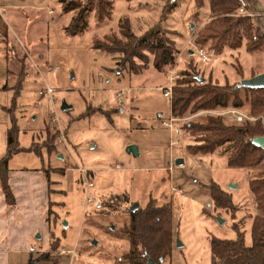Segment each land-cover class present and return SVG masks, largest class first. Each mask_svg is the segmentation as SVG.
<instances>
[{"label": "rangeland", "instance_id": "374dc122", "mask_svg": "<svg viewBox=\"0 0 264 264\" xmlns=\"http://www.w3.org/2000/svg\"><path fill=\"white\" fill-rule=\"evenodd\" d=\"M251 1L255 12L246 11L254 15L240 9L232 15L261 16L264 23V0ZM64 4L0 0V158L7 152L11 112L22 148L9 164L14 203L0 189V264H129L130 207L138 202L144 208L151 199L173 209V247L158 264H211L210 238L238 235L235 219L215 209L207 187L208 178H214L210 169L224 165L229 151L224 146L211 154L187 149L201 134L183 126L218 117L214 109L186 114L192 117L173 123L183 134L172 137L165 125L173 117L171 100L163 87L172 73L175 85L191 69L213 84H239L263 73L264 51L250 52L242 45L217 53L211 42L196 44L212 17L208 2L201 8L196 0H115L111 17L99 23L92 13L89 26L74 35L66 27L75 11L66 12ZM124 17L138 35L159 28L174 49V64L158 70L155 52L146 51L143 59H135L137 72L120 63L121 54L95 49L94 38L118 31ZM18 81L22 89L13 98ZM46 85L54 88L52 96L45 93ZM241 95L246 121L264 127V113L254 114L248 94L243 90ZM64 102L71 108L62 109ZM223 119L235 124L230 116ZM178 138L181 143L171 148L170 141ZM130 145L138 146V155L128 151ZM178 157L185 163L175 165ZM243 169L226 177L239 185L236 220L256 211L243 184L264 177V160ZM87 178L94 183L89 190ZM231 182L225 189L233 194ZM251 224L246 216L247 243Z\"/></svg>", "mask_w": 264, "mask_h": 264}, {"label": "trees", "instance_id": "16d2710c", "mask_svg": "<svg viewBox=\"0 0 264 264\" xmlns=\"http://www.w3.org/2000/svg\"><path fill=\"white\" fill-rule=\"evenodd\" d=\"M66 12L75 11L66 30L69 34L82 33L88 26L90 15L94 13L99 23L112 15L115 0H62ZM67 2V3H66ZM208 2L212 14L211 20L198 33L196 44L204 46L212 43V49L221 53L225 48L237 49L242 45L250 52L264 51V23L261 16L232 15L244 7L255 12L251 0H196L199 7ZM168 40L161 36L155 26L138 35L134 32L130 19L120 20L119 30L95 37L93 47L110 54H121L120 63L130 70L135 67L136 58L143 59L146 51L155 52L154 66L158 70L174 64V49L167 46ZM192 70V69H191ZM187 70L178 78L173 88L171 111L176 118L193 114L199 110L241 108L244 90L251 99L254 114L264 113V88H245L235 85H218L210 80L200 82L198 73ZM255 76V75H254ZM23 81V80H21ZM13 87V98L19 97L22 86ZM22 84V82H21ZM15 114L11 112V124L7 131V152L0 158V189L8 203H14V193L10 184V160L20 151V127ZM194 134L200 133L194 144L187 146L192 154H211L219 147H226L229 155L226 167L253 168L264 160V149L255 145L253 139L264 135L261 123L229 124L223 116H208L206 121H190L183 126ZM22 149V148H21ZM208 189L215 209L229 211L234 221L237 238L232 240L210 238L212 253L211 264H264V216L247 215L252 218L251 242L247 243L246 216L238 220L240 205L233 194L213 179L208 178ZM249 189L255 196L256 205L264 213V177H252L248 181ZM124 197V195H123ZM121 197V198H123ZM120 198V200H121ZM119 197L117 198V200ZM119 200V201H120ZM130 224L127 231L131 250L126 254L129 264H147L149 257L161 262L173 247V209L169 203L156 205L154 199L144 207L130 212Z\"/></svg>", "mask_w": 264, "mask_h": 264}, {"label": "built area", "instance_id": "2783aa9c", "mask_svg": "<svg viewBox=\"0 0 264 264\" xmlns=\"http://www.w3.org/2000/svg\"><path fill=\"white\" fill-rule=\"evenodd\" d=\"M242 14L243 12L246 11V9L244 7L240 8ZM248 12V11H246ZM248 15H254L252 13H247ZM3 15V8L0 5V17H2ZM199 50V54L202 58L203 61H207L208 60V56L205 53L203 48H198ZM177 78V75L173 74L170 76V82L169 84H167L165 87H163L164 90V96L169 98L170 100H172V96H173V88H174V80ZM46 94L52 96V94L54 93V88H52L50 85H46ZM51 103L54 104V102L51 101ZM213 114L217 115V116H230L232 117V120H234V123L236 124H242L243 122H245L246 120L249 119V117H247L241 110L240 108L237 107H228V108H223V109H216L212 111ZM190 117L192 116H185L184 118H176L173 117L171 118V122H165V125H169L171 127V131H172V137L174 136H181L183 134L182 132V128L180 127H175L173 125L174 122L178 121L179 119L185 120L187 121L188 119H190ZM179 143H181V139H177L174 140L172 139L170 141V146L171 148H174L175 145H178ZM172 170V169H170ZM83 173H85V170H82ZM94 186L93 181L88 180L87 178V188L88 190ZM88 203L92 202V196L89 194L88 195V199H87Z\"/></svg>", "mask_w": 264, "mask_h": 264}, {"label": "water", "instance_id": "95a60500", "mask_svg": "<svg viewBox=\"0 0 264 264\" xmlns=\"http://www.w3.org/2000/svg\"><path fill=\"white\" fill-rule=\"evenodd\" d=\"M197 78L200 82H205L206 79L204 77H200L199 75H197ZM238 87H245V88H264V72L260 73L258 75H255L251 78H246L243 79L239 84H237ZM71 108V106L69 104H67L66 102L63 103L62 105V109L67 110ZM253 143L261 148L264 149V135L262 136H258L256 138L253 139ZM128 151L134 153L135 155L139 154V149L137 145H130L128 147ZM178 165H182L184 163L183 159H177L176 160ZM230 187H232L233 189L237 188L236 184H232L230 183ZM140 208V204L138 202H135L131 207L130 210L131 211H136L137 209ZM163 259V258H161ZM147 264H156V261L149 257Z\"/></svg>", "mask_w": 264, "mask_h": 264}, {"label": "crops", "instance_id": "0c3cea01", "mask_svg": "<svg viewBox=\"0 0 264 264\" xmlns=\"http://www.w3.org/2000/svg\"><path fill=\"white\" fill-rule=\"evenodd\" d=\"M258 13H261L262 11H260V10H258L257 11ZM264 12H262L261 14H263ZM3 14H4V12H3ZM4 15H2V17H3ZM1 17V18H2ZM0 18V19H1ZM192 52V51H191ZM264 72V71H263ZM260 73H262V72H260ZM183 159L182 157H178L177 159ZM176 159V160H177ZM183 161H184V163H185V160L183 159ZM183 163V164H184ZM175 165H178L177 164V162H175ZM179 166V165H178ZM167 170H169L170 171V169H172L171 171L173 172L174 171V166H173V168H172V166H169L168 168H166ZM205 170H207V169H202L201 171H205ZM211 170V173H210V175L212 176V173H213V176H214V180H216L222 187H223V189H229V188H227V184L229 183V182H231L229 179H226V177H232V175H234V174H237V173H239V172H243V170L244 169H236V168H230V167H226V163L224 164V165H222V166H218V167H213V168H211L210 169ZM170 171V172H171ZM219 171H222V173H219ZM223 179V180H222ZM232 183V182H231ZM233 184V183H232ZM236 185H237V188H235L234 190H232V192H233V196L235 197V195H234V193H235V190L236 189H238V187H239V185H238V183H235ZM234 185V184H233ZM243 185H246V188L248 187L249 188V185H248V180H246L245 181V183L243 184ZM225 189V190H226ZM231 189H233V188H231ZM249 196H248V199H250V201H252L251 199L252 198H254V200H255V207L253 208V206L250 208L251 210H256L255 212H254V215H261V216H264V213H262V212H260L258 209H257V207H256V199H255V196L252 194V192L250 191V189H249ZM244 199H245V197H243V206L245 205L246 206V203H245V201H244ZM243 211H248V210H244V208H243ZM247 212L246 213H243V217H245V216H247V215H249V214H247ZM251 215V214H250ZM248 220V219H247Z\"/></svg>", "mask_w": 264, "mask_h": 264}, {"label": "flooded vegetation", "instance_id": "af4514ba", "mask_svg": "<svg viewBox=\"0 0 264 264\" xmlns=\"http://www.w3.org/2000/svg\"><path fill=\"white\" fill-rule=\"evenodd\" d=\"M131 211V210H130Z\"/></svg>", "mask_w": 264, "mask_h": 264}]
</instances>
